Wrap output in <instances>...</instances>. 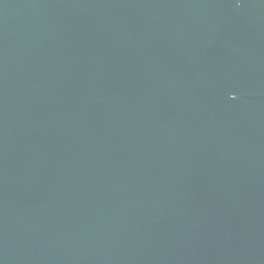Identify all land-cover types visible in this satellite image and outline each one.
Wrapping results in <instances>:
<instances>
[{
    "label": "water",
    "instance_id": "obj_1",
    "mask_svg": "<svg viewBox=\"0 0 264 264\" xmlns=\"http://www.w3.org/2000/svg\"><path fill=\"white\" fill-rule=\"evenodd\" d=\"M0 264H264V0H0Z\"/></svg>",
    "mask_w": 264,
    "mask_h": 264
}]
</instances>
